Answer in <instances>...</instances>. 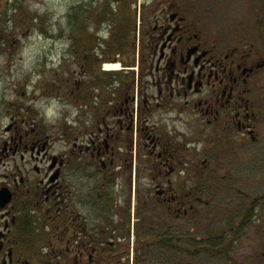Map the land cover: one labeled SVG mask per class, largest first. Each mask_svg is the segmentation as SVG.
<instances>
[{
  "label": "flooded vegetation",
  "instance_id": "obj_1",
  "mask_svg": "<svg viewBox=\"0 0 264 264\" xmlns=\"http://www.w3.org/2000/svg\"><path fill=\"white\" fill-rule=\"evenodd\" d=\"M149 6L131 1L122 20L71 2L82 75L67 79L65 153H48L30 98L6 129L0 264H136L142 252L170 264L201 225L202 196L240 190L230 182L264 146V0Z\"/></svg>",
  "mask_w": 264,
  "mask_h": 264
},
{
  "label": "rangeland",
  "instance_id": "obj_2",
  "mask_svg": "<svg viewBox=\"0 0 264 264\" xmlns=\"http://www.w3.org/2000/svg\"><path fill=\"white\" fill-rule=\"evenodd\" d=\"M131 1L77 0L74 8L96 9L110 4L118 18L125 20ZM152 1L137 0V11L147 13ZM71 2L0 0V180L12 167L14 157L11 151H3L4 143L13 134L6 129L13 115L26 114L30 98L35 99L32 108L43 136L55 142L48 153H65V130L58 126H64L62 119L74 105L68 100L67 79L82 75L81 62L71 63L69 36L81 34L77 25L72 30L68 23ZM82 39L81 35L76 43L79 45L75 46L79 56ZM251 154L245 167L247 177L238 176L230 182L237 184L239 191L227 182L222 191L202 196L207 203L200 206L201 225L195 231L186 229L190 236L189 240L186 237L185 255L179 260L170 259V264H264V146L253 145ZM15 161L19 162V152ZM248 209L250 216L242 224L239 216H235ZM163 257L167 258L157 252L150 256L142 252L136 264L153 260L161 263Z\"/></svg>",
  "mask_w": 264,
  "mask_h": 264
},
{
  "label": "trees",
  "instance_id": "obj_3",
  "mask_svg": "<svg viewBox=\"0 0 264 264\" xmlns=\"http://www.w3.org/2000/svg\"><path fill=\"white\" fill-rule=\"evenodd\" d=\"M109 3V2H108ZM80 16L79 15H77V18H79Z\"/></svg>",
  "mask_w": 264,
  "mask_h": 264
},
{
  "label": "water",
  "instance_id": "obj_4",
  "mask_svg": "<svg viewBox=\"0 0 264 264\" xmlns=\"http://www.w3.org/2000/svg\"><path fill=\"white\" fill-rule=\"evenodd\" d=\"M3 194H5V193L3 192Z\"/></svg>",
  "mask_w": 264,
  "mask_h": 264
}]
</instances>
